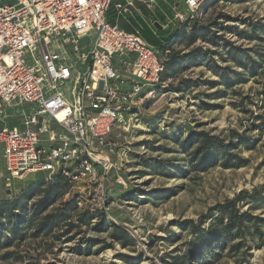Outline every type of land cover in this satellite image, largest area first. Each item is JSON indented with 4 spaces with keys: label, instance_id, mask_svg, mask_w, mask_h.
Instances as JSON below:
<instances>
[{
    "label": "rangeland",
    "instance_id": "rangeland-1",
    "mask_svg": "<svg viewBox=\"0 0 264 264\" xmlns=\"http://www.w3.org/2000/svg\"><path fill=\"white\" fill-rule=\"evenodd\" d=\"M174 2L172 13L181 12V19L168 23L173 16L167 13V20L156 10L143 15L148 21L173 25L174 34L161 41L167 49L179 55L194 50L197 53L188 56L184 65L165 73L158 88L128 110L124 128L112 131L109 159L113 165L99 175L100 181L91 185L76 182L64 196L66 199L77 191L85 192L86 208L99 213L109 225L122 227L133 243L123 247L109 231L94 229L100 222L94 216L89 225L69 233L72 239H27L18 248L19 259L0 264H175L173 258L183 257L194 238L185 220L206 228L217 211L212 210L209 217L206 214L216 204L233 198L240 190L263 187L264 191V63L251 76L232 61L221 59L225 57V41L249 49L253 58L258 53L264 55V0H204L192 18L181 1ZM253 24L259 27L261 40L245 36ZM192 27H207L215 43L199 37L188 44L184 35ZM139 28L150 45L157 47L155 37L142 25ZM198 49L209 51L219 65L245 73V81L233 90L224 88L202 64ZM183 79L189 80L190 86L179 92L170 88ZM193 131H206L225 143L234 142L235 133L243 134L250 146H237L232 151L246 159V164L224 168L217 162L202 171L191 170L189 155L175 139H183ZM158 162L165 170L155 168ZM46 175L41 171L21 179L10 178L0 157V200L12 198L23 186L41 181ZM241 210L264 216L259 206L242 205ZM246 241L247 248L236 254L224 245L222 249L213 248L216 255L209 254L207 259L177 264H264V243L256 238Z\"/></svg>",
    "mask_w": 264,
    "mask_h": 264
},
{
    "label": "built area",
    "instance_id": "built-area-1",
    "mask_svg": "<svg viewBox=\"0 0 264 264\" xmlns=\"http://www.w3.org/2000/svg\"><path fill=\"white\" fill-rule=\"evenodd\" d=\"M114 1L0 0V148L8 177L45 171L44 182L61 175L70 191L79 181L96 184L112 167V131L155 91L169 53L139 30L109 22ZM178 1L192 18L204 0ZM133 2L116 3L117 14ZM74 198L87 207L85 192Z\"/></svg>",
    "mask_w": 264,
    "mask_h": 264
},
{
    "label": "trees",
    "instance_id": "trees-1",
    "mask_svg": "<svg viewBox=\"0 0 264 264\" xmlns=\"http://www.w3.org/2000/svg\"><path fill=\"white\" fill-rule=\"evenodd\" d=\"M111 22V21H110ZM229 28L230 27H223ZM264 32V26L262 27ZM207 27H192L191 31L184 35L188 44L195 42L197 38L208 37V40L215 43ZM259 27L251 25V30L245 32L248 39L261 40L257 34ZM185 31H180L184 33ZM174 36V35H173ZM226 42L224 46L225 57L221 56L223 62L230 60L234 66L242 68L243 72L254 76L256 68L262 67L264 55L257 54L253 58L249 55V49L240 48ZM167 48L165 45L158 46ZM199 50V56L204 64L213 74L218 77L219 83L224 88L233 90L236 84L243 83L246 79L245 73L235 71L229 66L219 65L207 50ZM197 50L184 55L169 50L168 58L160 75V81L168 71L185 64L188 56L193 55ZM217 54V53H216ZM187 79L181 80L177 85H171V89L179 92L184 87L190 86ZM159 83L156 85L158 88ZM234 142L225 143L216 135H210L206 131H193L183 139L176 138L175 141L183 152L189 155V167L191 170H205L207 167L216 164L224 168H238L247 162L239 154L234 153L238 147H248L250 142L243 134L235 133ZM158 170H165L163 164L158 162L154 165ZM70 183L66 177L56 176L52 182L46 183L43 180L33 181L26 185L22 191L15 193L10 199L0 200V261L19 259L18 248L27 239L53 240L72 239L69 235L72 230L79 229L82 225H89L94 216H98L100 222L94 225L97 231H109L110 237L119 242L123 247L131 245L133 239L118 225H109L99 213H92L87 208H79L74 196L64 199L69 192ZM263 187L253 188L251 191L240 190L233 198L223 203L216 204L210 208L206 217L211 215L212 210L217 215L211 218L206 228L194 224L192 220H185L191 227L194 238L189 242L190 250L184 253L183 257H174L175 264L183 263L186 260L207 259L208 255H216L213 248L228 246L231 253H238L241 249L247 248V238L251 241L256 238L258 242L264 243L263 230L264 216L254 215L249 210H241L242 205L259 206L264 212ZM77 232V231H76Z\"/></svg>",
    "mask_w": 264,
    "mask_h": 264
},
{
    "label": "crops",
    "instance_id": "crops-1",
    "mask_svg": "<svg viewBox=\"0 0 264 264\" xmlns=\"http://www.w3.org/2000/svg\"><path fill=\"white\" fill-rule=\"evenodd\" d=\"M125 0H115L112 5L110 6L109 10L106 13L107 20L111 23H117L122 29L125 31H134L139 30V26L142 25L146 28L151 35L155 37V46H162V38L165 36H171L174 34L175 29L173 25H168V23H162L159 20H146L143 13H147L148 11L152 12L153 10L160 11L162 16L168 20L169 16H173V6L174 0H170L167 2L166 0H134L133 7L130 9L128 13L118 15L115 10V4L118 2H124ZM173 18V17H172ZM171 18V20H172ZM157 21L159 24L162 25V29H158L153 26V22ZM141 33V31H140ZM142 36V34H141ZM143 37V36H142ZM143 39L149 43L144 37ZM150 44V43H149ZM0 157L2 160V151L0 149ZM2 167H3V160H2ZM4 169V168H3ZM26 177V176H25ZM24 177V178H25ZM25 186H23L24 188ZM22 188V189H23Z\"/></svg>",
    "mask_w": 264,
    "mask_h": 264
},
{
    "label": "water",
    "instance_id": "water-1",
    "mask_svg": "<svg viewBox=\"0 0 264 264\" xmlns=\"http://www.w3.org/2000/svg\"><path fill=\"white\" fill-rule=\"evenodd\" d=\"M153 26L158 28V29H162L163 28L162 25H160L157 21L153 22Z\"/></svg>",
    "mask_w": 264,
    "mask_h": 264
}]
</instances>
